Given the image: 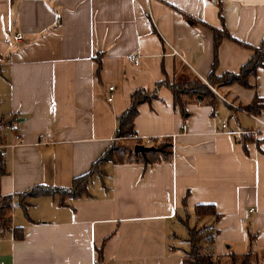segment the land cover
Returning <instances> with one entry per match:
<instances>
[{"label":"crops","instance_id":"crops-1","mask_svg":"<svg viewBox=\"0 0 264 264\" xmlns=\"http://www.w3.org/2000/svg\"><path fill=\"white\" fill-rule=\"evenodd\" d=\"M15 34L22 41L5 43ZM262 42L264 0H0V192L22 232L20 240L0 233V264H98V251L102 264H181L177 224H212L182 218L197 205L219 215L215 255H242L253 237L264 264V108L244 111L254 99L264 107V71L249 88L205 81L237 74ZM196 80L204 94L181 95L186 117L160 86L133 119L132 140L170 139L169 162L106 164L84 196L63 206L26 198L23 214L19 195L69 188L89 171L135 91Z\"/></svg>","mask_w":264,"mask_h":264},{"label":"trees","instance_id":"trees-1","mask_svg":"<svg viewBox=\"0 0 264 264\" xmlns=\"http://www.w3.org/2000/svg\"><path fill=\"white\" fill-rule=\"evenodd\" d=\"M224 34V33H223ZM226 35V34H224ZM221 34L213 32V46L216 48ZM252 57L244 63L237 74L224 73L221 76H214L212 73L206 78V82L210 86L215 85H231L237 84L243 88H249L248 79L254 77L257 69L264 71V42L257 48L252 49ZM98 62V60H97ZM215 65V60L213 62ZM99 67L97 68V72ZM194 82V81H193ZM195 86L192 84L186 85L185 83L180 86L173 83L163 81L155 84L152 92L140 88L130 96V104L127 110L116 117V129L114 131V140L107 150L91 165L89 171L71 181L69 188H49L42 186L32 187L27 192L19 195V206L24 215L29 204L25 203L26 198H36L40 196L51 197L57 199L59 206L64 205V199L70 198L72 200L79 199L84 196L87 191V184L90 178L100 168L106 164H127V163H141L143 165H151L161 162H169L171 159V142L169 138L153 139L151 142L142 140H132L133 137V119L137 115V108L143 103H150L151 100L156 98L157 90L160 86L168 88L173 95L174 106L178 109L182 118L187 114L184 110L185 100H182L181 95L186 97H198L204 94L203 85L196 80ZM203 90V91H201ZM207 91V90H206ZM264 108L259 104V100L254 99L250 105L244 108V111L251 113L258 109ZM124 143L123 146L122 143ZM136 144L143 146H151L157 150L149 152L141 156L140 154L134 155L132 147ZM244 148V146H243ZM6 175L5 170V152L0 150V179ZM11 197L4 196L0 192V233L10 232L14 240L22 238L20 228L11 227ZM194 216L196 219L202 217H211L212 224L202 226L200 228L187 229V236L184 240L187 249L181 254V264H256L255 252L252 250L253 237H249V247L242 255L227 253L225 255L217 256L209 248L216 235L214 224L219 219L211 205H197L194 208ZM97 263L102 264L101 252H97Z\"/></svg>","mask_w":264,"mask_h":264},{"label":"built area","instance_id":"built-area-1","mask_svg":"<svg viewBox=\"0 0 264 264\" xmlns=\"http://www.w3.org/2000/svg\"><path fill=\"white\" fill-rule=\"evenodd\" d=\"M20 41H22V36L20 34H15V35L11 36L9 39L5 40V43L8 44V43L11 42V43L16 44V43H19ZM126 60H127L128 63H130V64H132L134 66H137L138 65V58H137V56H127L126 57ZM108 91L109 92H112L113 91V87H109L108 88ZM219 99L221 101H223L225 104L230 105V103L228 101H225L224 99H222L220 97H219ZM107 101H111V95L108 96ZM231 107L234 108V106H231ZM184 130H185V125L182 124L181 125V131L183 132ZM242 133L245 134V132H236V133H234V132H226V134H228V135H235V134L236 135H241ZM133 138H135V137H133ZM14 140H15V143H19L20 142L19 136H17V135L14 136ZM95 264H96V262H95Z\"/></svg>","mask_w":264,"mask_h":264},{"label":"rangeland","instance_id":"rangeland-1","mask_svg":"<svg viewBox=\"0 0 264 264\" xmlns=\"http://www.w3.org/2000/svg\"><path fill=\"white\" fill-rule=\"evenodd\" d=\"M124 143H125V142H123L122 145H120V146H123ZM95 178H96V177L92 178V179L90 180V182H91V181L93 182V181L95 180ZM93 179H94V180H93ZM88 190H89V189H88ZM181 215H182V218H183V219H184V218H187L189 225H193L192 216L194 217V215H193L192 213H190V216H185V215H183V214H181ZM189 217H190V218H189ZM203 219H204V221H207L208 218H203ZM204 221H203V222H204ZM176 227H178L180 237L186 238L187 234H186V230H185V228H184L182 225H179V224H177ZM195 228H196V227H195ZM185 247L187 248L186 245H185Z\"/></svg>","mask_w":264,"mask_h":264},{"label":"water","instance_id":"water-1","mask_svg":"<svg viewBox=\"0 0 264 264\" xmlns=\"http://www.w3.org/2000/svg\"><path fill=\"white\" fill-rule=\"evenodd\" d=\"M199 99V98H198ZM157 149L151 146H143V145H139L136 144L132 147V153L134 155L136 154H140L141 156H144V154L149 153V152H154Z\"/></svg>","mask_w":264,"mask_h":264}]
</instances>
